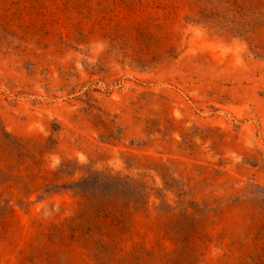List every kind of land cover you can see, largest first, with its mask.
<instances>
[{"label": "rangeland", "instance_id": "374dc122", "mask_svg": "<svg viewBox=\"0 0 264 264\" xmlns=\"http://www.w3.org/2000/svg\"><path fill=\"white\" fill-rule=\"evenodd\" d=\"M195 259L264 264V0H0V264Z\"/></svg>", "mask_w": 264, "mask_h": 264}, {"label": "trees", "instance_id": "16d2710c", "mask_svg": "<svg viewBox=\"0 0 264 264\" xmlns=\"http://www.w3.org/2000/svg\"><path fill=\"white\" fill-rule=\"evenodd\" d=\"M192 222H196V219L195 218H191V217H184L182 220H181V224H180V228H179V230H180V235H178L177 236V240L178 241H180V242H188V237L190 236V234L189 235H185V234H183L182 233V230H183V228H185V229H187V228H189L190 227V225H191V223ZM192 229V231H193V235H191L190 237H195V233H194V229H195V227H191ZM189 255H187V257H188ZM193 256H189V258L191 259ZM190 263L189 264H196V262H197V259H195V260H190L189 261Z\"/></svg>", "mask_w": 264, "mask_h": 264}]
</instances>
